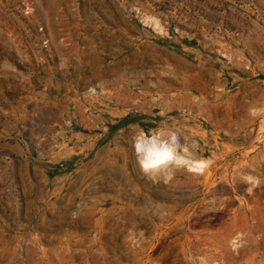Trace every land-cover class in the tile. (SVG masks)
Segmentation results:
<instances>
[{
  "label": "rangeland",
  "instance_id": "1",
  "mask_svg": "<svg viewBox=\"0 0 264 264\" xmlns=\"http://www.w3.org/2000/svg\"><path fill=\"white\" fill-rule=\"evenodd\" d=\"M0 264H264V0H0Z\"/></svg>",
  "mask_w": 264,
  "mask_h": 264
},
{
  "label": "bare ground",
  "instance_id": "2",
  "mask_svg": "<svg viewBox=\"0 0 264 264\" xmlns=\"http://www.w3.org/2000/svg\"><path fill=\"white\" fill-rule=\"evenodd\" d=\"M138 142V148L143 152L145 157L143 158L145 159L146 163L154 165L160 162H166L167 160L165 159H172V148L167 145V143H161L156 137L147 139L140 137Z\"/></svg>",
  "mask_w": 264,
  "mask_h": 264
},
{
  "label": "clouds",
  "instance_id": "3",
  "mask_svg": "<svg viewBox=\"0 0 264 264\" xmlns=\"http://www.w3.org/2000/svg\"><path fill=\"white\" fill-rule=\"evenodd\" d=\"M148 166H149V165H147V164L144 165V167H146V168H147Z\"/></svg>",
  "mask_w": 264,
  "mask_h": 264
}]
</instances>
